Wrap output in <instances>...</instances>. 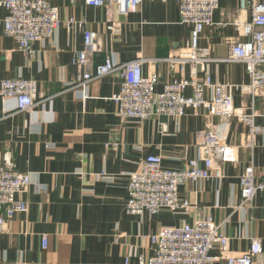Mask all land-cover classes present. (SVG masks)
Listing matches in <instances>:
<instances>
[{
	"label": "crops",
	"instance_id": "1",
	"mask_svg": "<svg viewBox=\"0 0 264 264\" xmlns=\"http://www.w3.org/2000/svg\"><path fill=\"white\" fill-rule=\"evenodd\" d=\"M50 3L58 8L61 20L83 19L85 27L96 32L98 48L88 53L86 66L80 68L72 64L73 51L84 49L79 28L68 30L61 24L51 38L35 41L33 53L26 56L0 27V81L18 76L33 79L38 95L47 99L29 113L17 112L12 99L0 98V163L10 152L15 168L32 175L27 190L17 194L27 210L0 228V264H126V256L128 264H137L133 252L152 253L150 234L205 215L222 223L231 237L232 254L243 252L251 236L258 238L262 247L258 260L264 264V191L244 208L238 184L249 163L256 172L264 167V137L257 136L248 145L246 127L236 118L221 122L214 116L194 115L190 109L179 118L122 119L112 100L120 89L118 71L89 82L83 91L76 86L83 72L106 56L116 62L136 57L152 60L145 61L142 70L157 73L156 91L171 77L188 78V65L170 72L159 61L190 39L192 26L180 22L177 1L142 0L125 15L115 10L116 31L107 28L105 7L87 6L84 0ZM5 14L0 8V18ZM248 16L237 0H218L213 24L203 29L198 40L213 59L207 68L213 81L248 83L243 64L225 60V40L237 35L233 22ZM233 97L236 106L251 105L250 97L240 90ZM254 108L255 121L264 125V99L257 98ZM212 126L232 148L233 161L222 164L223 177L180 184L179 195L190 204L187 213L162 209L155 214H127L128 174L138 163L148 155H159L163 166L181 168L196 155V132ZM42 234L47 236L45 247Z\"/></svg>",
	"mask_w": 264,
	"mask_h": 264
},
{
	"label": "built area",
	"instance_id": "2",
	"mask_svg": "<svg viewBox=\"0 0 264 264\" xmlns=\"http://www.w3.org/2000/svg\"><path fill=\"white\" fill-rule=\"evenodd\" d=\"M74 0H70L73 2ZM142 0H84L91 7H105L107 28L116 31L114 12L125 15L135 11ZM179 20L192 26L190 39L183 47L175 49L169 56L159 61L167 64L168 70L190 68L188 78L171 77L162 90L156 91L158 75L151 71L143 73L146 60L142 57L125 62H116L106 56L95 64L92 70L85 71L77 80L76 86L84 90L89 82L118 71L120 89L112 95L116 114L122 119L146 120L151 116L179 118L187 109L194 115L217 117L221 122L236 118L246 127L247 144L257 136L264 137V125L255 121L254 103L264 99V0H237L239 9L248 12V18L237 20L233 25L237 31L234 37L226 38L228 48L226 61L241 62L248 76V83L236 85L212 80L208 71L213 59L207 47H199L198 40L206 26H211L213 12L218 0H176ZM0 8L6 10L0 18V27L5 35L11 36L26 56L33 53L35 41L49 39L63 24L66 29L74 27L83 32V50L72 53V64L80 68L86 66L88 53L97 50L96 32L85 27L83 19L68 17L61 20L58 8L50 0H0ZM190 95L185 94L186 89ZM240 90L250 97L251 105L236 106L233 94ZM0 98L14 101L17 112H32L36 104L47 99L38 95L35 80L18 76L0 81ZM250 108V111L247 109ZM8 110L3 107L6 115ZM164 131L165 125L161 124ZM194 158L188 159L181 168L165 167L159 155H148L138 163L137 169L128 174L126 186L127 200L125 212L142 215L155 214L162 209L173 213H187L190 204L178 192L180 184L209 178L221 179L222 164L233 161L232 148L220 136L214 126L195 134ZM29 172H19L6 152L0 163V228L12 217L27 210V203L17 198L32 183ZM102 176V175H101ZM101 178L112 181L111 176ZM240 206L250 207L254 196L264 191V167L256 172L254 164L246 165L239 176ZM239 206V207H240ZM152 253L144 256L133 252L137 264H263L258 260L262 253L261 242L256 237L249 238L248 247L240 253L232 254L231 237L222 223L209 216L197 217L192 223L179 226H162L148 236ZM42 246H46L47 236H41ZM216 253H213L214 251ZM128 264V256H126Z\"/></svg>",
	"mask_w": 264,
	"mask_h": 264
}]
</instances>
